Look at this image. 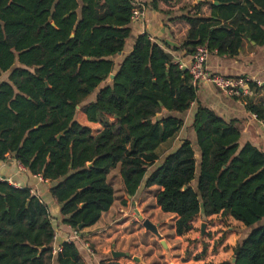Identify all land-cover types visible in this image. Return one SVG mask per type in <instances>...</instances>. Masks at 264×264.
Returning a JSON list of instances; mask_svg holds the SVG:
<instances>
[{
	"label": "trees",
	"instance_id": "1",
	"mask_svg": "<svg viewBox=\"0 0 264 264\" xmlns=\"http://www.w3.org/2000/svg\"><path fill=\"white\" fill-rule=\"evenodd\" d=\"M215 1L220 6L213 12L225 24L185 17L189 36L181 48L169 49L191 56L207 46L234 57L244 39L264 45V0ZM136 11L132 0H0V79L10 72L8 82H0V161L12 158L49 181L64 224L77 231L110 211L116 198L108 176L120 167L127 197L143 186L157 188L156 206L175 216L177 236L201 213L230 215L251 230L234 250L236 264H264V154L249 144L240 148L235 124L199 106L192 128L200 158L186 140L148 174L157 150L184 127L177 114L191 109L198 90L147 34L104 86ZM80 107L103 127L97 136L77 121ZM165 111L170 115L157 120ZM249 111L264 122V106ZM55 237L46 205L31 190L0 181V264H89L76 242L54 255Z\"/></svg>",
	"mask_w": 264,
	"mask_h": 264
},
{
	"label": "crops",
	"instance_id": "2",
	"mask_svg": "<svg viewBox=\"0 0 264 264\" xmlns=\"http://www.w3.org/2000/svg\"><path fill=\"white\" fill-rule=\"evenodd\" d=\"M132 1L141 13V17L132 21L131 35L126 42L125 50L113 58L114 74L104 86L111 84L112 77L132 52L139 36L147 34L153 43L170 53L173 61L176 62L178 59L184 60L190 57L186 56L183 51L175 52L168 48L169 46L181 48L187 40L191 28L183 18L198 14L204 18L212 19L216 24H225L219 13L213 12V5L220 6L215 5L217 2L215 0H158L157 8L152 5L154 0ZM169 43L177 46L173 47ZM207 68L216 75L249 81L250 91H245L239 96H230L215 85L200 84L196 86L197 101L187 113L177 114L184 121V127L176 138L163 144L157 150L159 160L149 169L148 174L160 167L164 159L174 153L186 140L192 142L197 156L200 158L196 133L192 128L194 115L199 106L215 112L226 123L235 124L241 132V149L249 144L264 154V122L258 120L249 111V106H264V45L258 46L250 39H244L241 50L234 57L212 53ZM9 76L10 72L4 73L0 82H8ZM254 81H259L262 87H258ZM97 93L94 94V98H90L86 105L95 101ZM81 109L82 107L78 111L77 121L81 125L91 128L93 135L97 136L103 131V127L100 124L89 122ZM167 115L170 114L165 111L157 120ZM109 120L111 124L117 123L115 118H109ZM0 179L15 188L31 190V193L46 205L52 218L56 231L54 249L59 251L62 244L76 242L89 264H104L114 261L120 264H136L133 257L141 258L143 264H221L233 258L237 244L251 232L243 223L236 221L230 215L220 214L205 218L201 213L192 221L191 229L179 237L174 232L175 216L164 214L157 209L152 210L155 211V219H150L145 199H140L143 191L155 192L157 188L145 189L143 186L135 198L127 197L122 190L120 167H117L108 176L110 184L112 179L117 181L116 184H111L115 189L114 205L109 212L102 215L94 226L78 231L79 238H74L75 231L64 224L61 205L53 198L52 184L49 181L45 182L42 178L32 175L12 158L0 161ZM196 183L194 182V185ZM125 198L130 200L128 206L124 205ZM122 210H125L124 213H121ZM168 216L173 221L171 230L165 226ZM148 219L158 227L161 238L144 227L143 223ZM198 224L202 228L200 232L196 231ZM203 227H205L204 233ZM162 242L166 243L167 248L163 246ZM204 244L210 245L206 247L208 251L202 252ZM214 249H217L216 253ZM113 253H124L128 256L116 259L113 257ZM203 253L204 255H202Z\"/></svg>",
	"mask_w": 264,
	"mask_h": 264
},
{
	"label": "built area",
	"instance_id": "3",
	"mask_svg": "<svg viewBox=\"0 0 264 264\" xmlns=\"http://www.w3.org/2000/svg\"><path fill=\"white\" fill-rule=\"evenodd\" d=\"M140 17L141 13L137 10L132 21H135ZM212 53L214 52H211L207 46H203L198 48L197 51L187 59H178L174 64L177 65L181 71L188 73L192 77L194 86L200 84L215 85L221 91L230 96H239L245 91H250L249 81L240 78H227L211 73L207 68V63ZM254 82L258 87H262V84L259 81ZM255 117L257 118L256 115ZM124 211L125 210H122L121 213H124ZM74 231V238H79V232L77 230ZM59 251L54 249V255Z\"/></svg>",
	"mask_w": 264,
	"mask_h": 264
},
{
	"label": "rangeland",
	"instance_id": "4",
	"mask_svg": "<svg viewBox=\"0 0 264 264\" xmlns=\"http://www.w3.org/2000/svg\"><path fill=\"white\" fill-rule=\"evenodd\" d=\"M96 93H97V91H96ZM96 93H94V94H96ZM92 97L94 98V95ZM116 183H117V181H115L114 179L111 180V184L114 185ZM155 193H156V191L155 192L154 191H150V192L149 191L148 192L147 191H143V194H142V196L140 198V199H145L146 207L148 209V212L150 213V215H149L150 219H155V217H156L155 216V211H152V210H157L158 209L157 206H156ZM130 208L133 210L132 207H130ZM150 219H148V220H150ZM165 222H166L165 226L169 230H171L173 228L172 227L173 226V224H172L173 221L171 220L170 216H168V219L165 220ZM201 229L202 228H201L200 224H198V226L196 228V231L200 232ZM206 230H207V228H206ZM216 243H217V241H216ZM209 245L210 244H204V247L202 248V252H204V250L208 251V249L206 247L209 246ZM216 251H217V249H214L215 253H216ZM202 255H204V253Z\"/></svg>",
	"mask_w": 264,
	"mask_h": 264
},
{
	"label": "water",
	"instance_id": "5",
	"mask_svg": "<svg viewBox=\"0 0 264 264\" xmlns=\"http://www.w3.org/2000/svg\"><path fill=\"white\" fill-rule=\"evenodd\" d=\"M215 5H220V3L216 2ZM169 44H170L171 46H173V47H176V46H177L176 44H173V43H169ZM88 60H89V59H88ZM114 77H115V75H114L112 78L114 79ZM46 85L48 86V83H46ZM90 166H92V165H90ZM184 190H186V188H185ZM129 198H132V197H129ZM143 224H144V227H145L147 230H149L150 232H152L153 234H155L157 237L161 238V235L159 234V231H158V227H157L156 225L152 224L149 220H145ZM79 229L82 230V229H83V226H80ZM204 232H205V227H203V233H204ZM162 243H163V246H164L165 248H167L166 243H165V242H162ZM125 256H128V255H126V254H124V253H113V257L116 258V259H117V258H123V257H125ZM133 261H134L136 264H143L142 259L139 258V257H133ZM230 263H231V264H236V259H235V258H232V259L230 260Z\"/></svg>",
	"mask_w": 264,
	"mask_h": 264
}]
</instances>
